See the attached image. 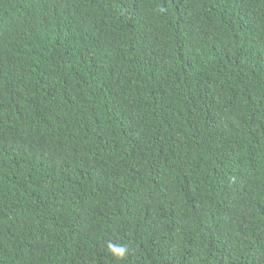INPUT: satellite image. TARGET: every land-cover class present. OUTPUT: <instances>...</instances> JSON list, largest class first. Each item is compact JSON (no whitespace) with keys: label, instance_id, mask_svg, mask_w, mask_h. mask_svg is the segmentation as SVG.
I'll return each mask as SVG.
<instances>
[{"label":"trees","instance_id":"trees-1","mask_svg":"<svg viewBox=\"0 0 264 264\" xmlns=\"http://www.w3.org/2000/svg\"><path fill=\"white\" fill-rule=\"evenodd\" d=\"M0 264H264V0H0Z\"/></svg>","mask_w":264,"mask_h":264},{"label":"clouds","instance_id":"clouds-1","mask_svg":"<svg viewBox=\"0 0 264 264\" xmlns=\"http://www.w3.org/2000/svg\"><path fill=\"white\" fill-rule=\"evenodd\" d=\"M109 250L112 251V254L116 256L117 258H123L127 254V246L126 245H114L109 244L108 245Z\"/></svg>","mask_w":264,"mask_h":264}]
</instances>
